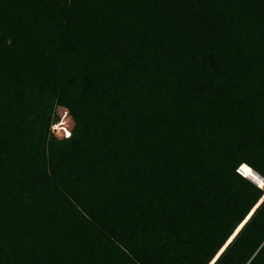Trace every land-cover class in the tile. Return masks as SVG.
<instances>
[{
    "label": "trees",
    "instance_id": "trees-1",
    "mask_svg": "<svg viewBox=\"0 0 264 264\" xmlns=\"http://www.w3.org/2000/svg\"><path fill=\"white\" fill-rule=\"evenodd\" d=\"M254 172L264 0H0V264H264Z\"/></svg>",
    "mask_w": 264,
    "mask_h": 264
},
{
    "label": "rangeland",
    "instance_id": "rangeland-1",
    "mask_svg": "<svg viewBox=\"0 0 264 264\" xmlns=\"http://www.w3.org/2000/svg\"><path fill=\"white\" fill-rule=\"evenodd\" d=\"M55 110H56V115L58 117V122L61 121V119H64L65 122L67 123L66 110L58 106L55 108Z\"/></svg>",
    "mask_w": 264,
    "mask_h": 264
},
{
    "label": "snow or ice",
    "instance_id": "snow-or-ice-1",
    "mask_svg": "<svg viewBox=\"0 0 264 264\" xmlns=\"http://www.w3.org/2000/svg\"><path fill=\"white\" fill-rule=\"evenodd\" d=\"M69 133L66 131L65 132V135H68ZM244 175L245 176H251L253 179H256V177L253 175V172H252V170L250 169V168H247V167H245L244 168ZM237 231H239V229H237ZM228 245L226 244L225 245V248L227 247ZM224 251V248H222V249H220V252H223ZM217 255H219V253L217 254ZM213 264H215V261H213Z\"/></svg>",
    "mask_w": 264,
    "mask_h": 264
},
{
    "label": "built area",
    "instance_id": "built-area-1",
    "mask_svg": "<svg viewBox=\"0 0 264 264\" xmlns=\"http://www.w3.org/2000/svg\"><path fill=\"white\" fill-rule=\"evenodd\" d=\"M59 122H60V121H59ZM59 122H55V123H53V124L51 125V127H50V130L53 131V132H55L56 134H63V133H65V132L67 131L68 127L66 126L65 131L58 132L56 126H57V124H58Z\"/></svg>",
    "mask_w": 264,
    "mask_h": 264
},
{
    "label": "water",
    "instance_id": "water-1",
    "mask_svg": "<svg viewBox=\"0 0 264 264\" xmlns=\"http://www.w3.org/2000/svg\"><path fill=\"white\" fill-rule=\"evenodd\" d=\"M255 173V172H254ZM256 174V173H255ZM256 175H258V174H256ZM247 177V176H246ZM258 177L261 179V180H263V182H264V179L261 177V176H259L258 175Z\"/></svg>",
    "mask_w": 264,
    "mask_h": 264
},
{
    "label": "clouds",
    "instance_id": "clouds-1",
    "mask_svg": "<svg viewBox=\"0 0 264 264\" xmlns=\"http://www.w3.org/2000/svg\"><path fill=\"white\" fill-rule=\"evenodd\" d=\"M58 122V121H57ZM67 126V125H66ZM68 127V126H67ZM246 177V176H245ZM249 179V178H248ZM250 180V179H249ZM254 183V182H253ZM256 184V183H255Z\"/></svg>",
    "mask_w": 264,
    "mask_h": 264
}]
</instances>
